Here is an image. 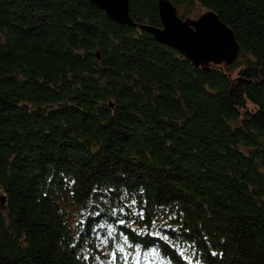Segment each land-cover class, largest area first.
Wrapping results in <instances>:
<instances>
[{
  "label": "trees",
  "instance_id": "16d2710c",
  "mask_svg": "<svg viewBox=\"0 0 264 264\" xmlns=\"http://www.w3.org/2000/svg\"><path fill=\"white\" fill-rule=\"evenodd\" d=\"M158 1L133 20L161 27ZM170 1L236 59L90 0H0V264H264V0Z\"/></svg>",
  "mask_w": 264,
  "mask_h": 264
},
{
  "label": "water",
  "instance_id": "95a60500",
  "mask_svg": "<svg viewBox=\"0 0 264 264\" xmlns=\"http://www.w3.org/2000/svg\"><path fill=\"white\" fill-rule=\"evenodd\" d=\"M113 20L131 27L139 26L149 31L163 44L175 48L195 65L209 62L228 63L239 54V45L233 30L212 10L196 19H183L170 0H159L158 9L162 26L139 24L130 15V0H90ZM5 198L2 197V203Z\"/></svg>",
  "mask_w": 264,
  "mask_h": 264
},
{
  "label": "rangeland",
  "instance_id": "374dc122",
  "mask_svg": "<svg viewBox=\"0 0 264 264\" xmlns=\"http://www.w3.org/2000/svg\"><path fill=\"white\" fill-rule=\"evenodd\" d=\"M206 10H198L197 13L195 15H192V18L196 19L198 18L200 15H202ZM178 14L181 16V12L178 11ZM182 17V16H181Z\"/></svg>",
  "mask_w": 264,
  "mask_h": 264
}]
</instances>
